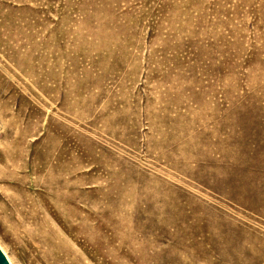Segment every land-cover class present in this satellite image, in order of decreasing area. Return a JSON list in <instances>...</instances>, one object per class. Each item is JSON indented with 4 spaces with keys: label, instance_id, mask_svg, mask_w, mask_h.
<instances>
[{
    "label": "rangeland",
    "instance_id": "374dc122",
    "mask_svg": "<svg viewBox=\"0 0 264 264\" xmlns=\"http://www.w3.org/2000/svg\"><path fill=\"white\" fill-rule=\"evenodd\" d=\"M0 249L264 264V0H0Z\"/></svg>",
    "mask_w": 264,
    "mask_h": 264
},
{
    "label": "water",
    "instance_id": "95a60500",
    "mask_svg": "<svg viewBox=\"0 0 264 264\" xmlns=\"http://www.w3.org/2000/svg\"><path fill=\"white\" fill-rule=\"evenodd\" d=\"M0 264H9L3 252L0 250Z\"/></svg>",
    "mask_w": 264,
    "mask_h": 264
},
{
    "label": "bare ground",
    "instance_id": "6f19581e",
    "mask_svg": "<svg viewBox=\"0 0 264 264\" xmlns=\"http://www.w3.org/2000/svg\"><path fill=\"white\" fill-rule=\"evenodd\" d=\"M50 241L51 242H53L55 245H57L58 247H59V243L57 242V240L55 239V238H50ZM60 248V247H59ZM1 250V249H0ZM2 251V250H1ZM3 252V251H2ZM4 254V253H3ZM5 255V254H4ZM5 257H6V255H5ZM6 259H7V257H6ZM8 260V259H7ZM9 262V261H8ZM12 262V264H14L13 263V261H11ZM9 264H10V262H9Z\"/></svg>",
    "mask_w": 264,
    "mask_h": 264
}]
</instances>
